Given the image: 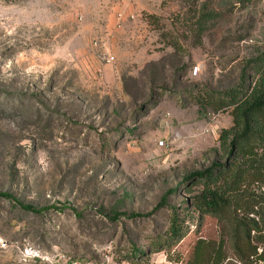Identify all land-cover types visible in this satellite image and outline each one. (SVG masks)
<instances>
[{
	"label": "rangeland",
	"instance_id": "374dc122",
	"mask_svg": "<svg viewBox=\"0 0 264 264\" xmlns=\"http://www.w3.org/2000/svg\"><path fill=\"white\" fill-rule=\"evenodd\" d=\"M263 49L264 0H0V264H188L221 233L187 213L189 175L233 174L232 106H213Z\"/></svg>",
	"mask_w": 264,
	"mask_h": 264
},
{
	"label": "trees",
	"instance_id": "16d2710c",
	"mask_svg": "<svg viewBox=\"0 0 264 264\" xmlns=\"http://www.w3.org/2000/svg\"><path fill=\"white\" fill-rule=\"evenodd\" d=\"M248 63L257 74L253 82L246 86L241 82L226 95H221L213 106L215 109L232 106L236 130L229 142L234 156L230 185L222 189L210 186L218 178L214 175L213 166H222L216 162L189 175L202 176L206 180L203 189L193 196V205L187 213L191 217L202 214L215 216L221 233L216 239L198 236L188 264H264V49ZM243 183H253L256 188L243 194L240 192ZM228 188L234 189L231 194L227 192ZM0 195L8 193L3 191ZM165 201L164 196L151 211L144 214L134 212L131 216L149 215L162 207ZM21 205L27 209H38L29 203ZM119 214L114 212L112 218L117 219ZM183 221L179 212L173 210L164 242L156 240L152 243L159 249L173 243L183 235ZM137 249L133 246L125 257L132 259Z\"/></svg>",
	"mask_w": 264,
	"mask_h": 264
},
{
	"label": "built area",
	"instance_id": "2783aa9c",
	"mask_svg": "<svg viewBox=\"0 0 264 264\" xmlns=\"http://www.w3.org/2000/svg\"><path fill=\"white\" fill-rule=\"evenodd\" d=\"M117 19H118V22H121L122 21V13L121 12H118L117 14ZM104 58L109 61L111 59V57L109 55L107 56H104Z\"/></svg>",
	"mask_w": 264,
	"mask_h": 264
}]
</instances>
